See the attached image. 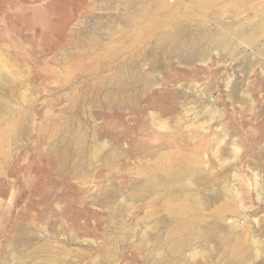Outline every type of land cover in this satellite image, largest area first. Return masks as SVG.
Returning a JSON list of instances; mask_svg holds the SVG:
<instances>
[{
  "label": "rangeland",
  "instance_id": "374dc122",
  "mask_svg": "<svg viewBox=\"0 0 264 264\" xmlns=\"http://www.w3.org/2000/svg\"><path fill=\"white\" fill-rule=\"evenodd\" d=\"M165 1L0 0V264H264V0Z\"/></svg>",
  "mask_w": 264,
  "mask_h": 264
},
{
  "label": "bare ground",
  "instance_id": "6f19581e",
  "mask_svg": "<svg viewBox=\"0 0 264 264\" xmlns=\"http://www.w3.org/2000/svg\"><path fill=\"white\" fill-rule=\"evenodd\" d=\"M142 1L146 2L142 8L143 12H147V13L155 12V11H157L158 13L169 12L171 16V20L176 21L179 19V17H177L173 11H170L171 7L173 6L167 4L165 0H142ZM194 1L197 5L201 6L206 4L208 0H194ZM262 20H263V24L261 26L262 27L261 29H264V12L262 13ZM219 42L222 43L223 41L219 40Z\"/></svg>",
  "mask_w": 264,
  "mask_h": 264
}]
</instances>
